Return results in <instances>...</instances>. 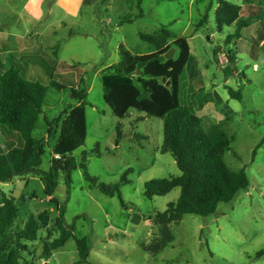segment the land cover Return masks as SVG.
<instances>
[{"label": "rangeland", "instance_id": "374dc122", "mask_svg": "<svg viewBox=\"0 0 264 264\" xmlns=\"http://www.w3.org/2000/svg\"><path fill=\"white\" fill-rule=\"evenodd\" d=\"M225 1L264 7V0ZM209 3L143 0L138 8L137 0H0V71H6L8 57H14L29 80L48 85L53 77L67 87L88 90L89 105L78 109L70 88L48 91L44 116L35 131L48 146L41 169L48 172L53 158L71 155L82 160L85 153L88 173L99 182L113 186L126 171L131 181L121 186L124 208L117 196H107L87 181L83 169L72 172L70 188L61 172L54 198L66 206L74 237L48 260L41 259L43 243L59 236L58 213L46 196L41 176L0 183V209L4 194L14 197L20 209L14 224L0 237V250L24 248L21 254L31 264H78L76 239L86 238L91 264H264V255L257 257L264 252V142L253 155L264 139V48L255 44L262 27L256 22L243 30L240 39L227 42L236 26L217 31V0L208 22L200 24ZM140 11L143 17L135 18ZM127 15L134 22L121 24ZM162 27L188 38L191 47L180 81L183 106L202 118L208 132L229 139L231 151L225 153L224 161L231 170L245 168L250 187L231 203H221L209 217L188 214L179 225L171 224L174 241L153 256L143 250L158 234L159 227L151 219L176 202L181 190L148 199L145 183L179 176L181 171L176 159L161 153L163 120L138 111L125 119L114 116L104 100L101 75L119 62L120 45L133 54H145L150 49L139 33ZM228 55L235 57L232 65ZM74 65V70L69 68ZM230 90L239 91V96L233 98ZM138 118L143 120L136 122ZM47 120L59 125L53 127V139L47 136ZM5 134L7 130L0 127V139ZM78 139L82 146H77ZM8 141L6 147L0 144V151L22 144L20 137ZM44 212H49L50 223L39 231L37 240L19 241L18 233L29 218Z\"/></svg>", "mask_w": 264, "mask_h": 264}, {"label": "trees", "instance_id": "16d2710c", "mask_svg": "<svg viewBox=\"0 0 264 264\" xmlns=\"http://www.w3.org/2000/svg\"><path fill=\"white\" fill-rule=\"evenodd\" d=\"M142 2L143 0H137L138 8ZM213 5L214 0H210L201 26L208 22ZM214 15L219 33H222L225 27L236 26L235 33L227 38V42L240 39L243 30L260 22L262 28L258 31L255 44L256 46L262 44L264 48L262 5L248 4L242 7L225 0H217ZM139 17H143V11H140L135 18ZM135 18L132 15L124 16L120 23H133ZM139 36L142 42L149 46V52L133 54L125 45H120L119 62L102 72L101 81L104 100L117 118L125 119L131 111H138L145 117L163 120L164 143L161 153L170 154L176 159L181 171L179 176L153 179L145 183L144 195L148 199L166 196L175 189L181 190L176 202L170 203L165 211L156 212L155 217L151 219L159 227L158 234L143 247V250L156 256L175 239L170 229L171 224L179 225L188 214L201 217L215 214L221 203H231L239 192L249 189L250 178L245 168L235 171L225 163L224 155L231 151L229 139L224 134L208 132L203 126L202 118L189 107L183 106L180 81L191 57L188 38L177 36L166 27L154 32H140ZM173 49L175 55L178 53L177 58L174 55L172 59L167 60L165 55ZM214 55L216 57V51ZM228 56L232 65L235 57ZM8 64L9 68L6 71H0V127L17 132L22 144L4 152L0 151V183L12 181L15 177L41 176L46 196L56 205L58 213L55 224L59 236L53 241L46 240L43 243L41 259L48 260L54 251L64 247L74 237V227L66 220V206L59 204L54 198L61 172L66 175V183L70 188L72 172L78 168L83 169L87 181L103 194L110 197L117 196L122 207L125 208L121 186L131 183L128 178L129 171L124 173L119 183L107 186L88 173L85 153L82 155V160L71 155H62L58 160L53 158L50 170L43 171L41 166L48 148L47 140L37 138L35 131L44 116L48 91L70 88L78 109L80 106L89 105L88 90L67 87L53 77L48 85H44L27 79L23 67L14 62V57H8ZM61 67L66 68L68 65L61 64ZM74 67L75 65L69 66L73 70ZM80 79L83 81L84 77L80 76ZM229 93L233 98L239 96V91L230 90ZM142 120L143 118H138L136 122ZM47 123L49 127L47 136L53 139L56 133L53 127L59 125L52 124L48 120ZM117 131L120 137L122 132L119 126ZM138 137L135 134V138ZM263 142L264 139L255 148L254 156ZM82 145L83 141L78 139L77 146ZM2 201L0 237L4 236L8 228L14 224L20 212L14 197L4 194ZM49 223V212L31 216L25 228L18 233V240L35 242L39 231L47 228ZM76 244L80 258L78 264H91L88 260L90 247L87 239H76ZM22 251L24 248L21 247L9 253L0 250V264H31L24 259ZM263 255L264 252H259L257 257Z\"/></svg>", "mask_w": 264, "mask_h": 264}, {"label": "crops", "instance_id": "0c3cea01", "mask_svg": "<svg viewBox=\"0 0 264 264\" xmlns=\"http://www.w3.org/2000/svg\"><path fill=\"white\" fill-rule=\"evenodd\" d=\"M260 23V22H259ZM190 61V60H189ZM3 128V127H2ZM4 129H6V128H4ZM7 130V134H5L4 136H3V139H0V144H1V147H6V145H10V143H9V139H11V138H19L20 136H19V134L17 133V132H13V131H9L8 129H6ZM9 150V149H8Z\"/></svg>", "mask_w": 264, "mask_h": 264}, {"label": "water", "instance_id": "95a60500", "mask_svg": "<svg viewBox=\"0 0 264 264\" xmlns=\"http://www.w3.org/2000/svg\"><path fill=\"white\" fill-rule=\"evenodd\" d=\"M174 55H175V50L173 49V50H170V51L165 55V58H166L167 60H169V59H172V58L174 57Z\"/></svg>", "mask_w": 264, "mask_h": 264}]
</instances>
